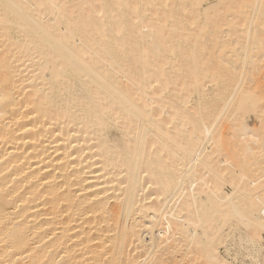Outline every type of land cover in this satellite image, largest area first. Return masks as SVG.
Wrapping results in <instances>:
<instances>
[{"label":"bare ground","instance_id":"1","mask_svg":"<svg viewBox=\"0 0 264 264\" xmlns=\"http://www.w3.org/2000/svg\"><path fill=\"white\" fill-rule=\"evenodd\" d=\"M0 264H264V0H0Z\"/></svg>","mask_w":264,"mask_h":264},{"label":"rangeland","instance_id":"2","mask_svg":"<svg viewBox=\"0 0 264 264\" xmlns=\"http://www.w3.org/2000/svg\"><path fill=\"white\" fill-rule=\"evenodd\" d=\"M227 190H230V188H227ZM226 249H225V247H224V249H223V247L221 248V250H220V252L222 253V255H225L226 254Z\"/></svg>","mask_w":264,"mask_h":264}]
</instances>
